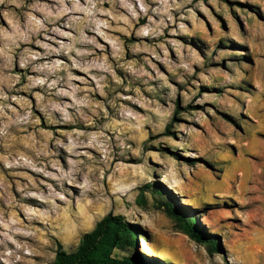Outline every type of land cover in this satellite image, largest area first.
I'll return each instance as SVG.
<instances>
[{"label": "rangeland", "instance_id": "rangeland-1", "mask_svg": "<svg viewBox=\"0 0 264 264\" xmlns=\"http://www.w3.org/2000/svg\"><path fill=\"white\" fill-rule=\"evenodd\" d=\"M260 120L264 0H0V264H264Z\"/></svg>", "mask_w": 264, "mask_h": 264}, {"label": "trees", "instance_id": "trees-1", "mask_svg": "<svg viewBox=\"0 0 264 264\" xmlns=\"http://www.w3.org/2000/svg\"><path fill=\"white\" fill-rule=\"evenodd\" d=\"M171 209L167 211L173 214ZM137 246V227L124 216L109 213L96 224L93 231L83 235L74 252H66L59 243L53 264H135L134 258L130 256L120 258L113 253L118 249H135ZM139 264L146 262L142 258Z\"/></svg>", "mask_w": 264, "mask_h": 264}, {"label": "bare ground", "instance_id": "bare-ground-1", "mask_svg": "<svg viewBox=\"0 0 264 264\" xmlns=\"http://www.w3.org/2000/svg\"><path fill=\"white\" fill-rule=\"evenodd\" d=\"M260 123H264V121L263 120H260L259 121ZM242 162H243V160H242ZM238 164V163H237ZM235 170H240V175L242 176V177H245V176H247V175H249V173H248V169L247 168H245L242 164H241V162H240V164H238L236 167H235ZM244 179V178H243ZM148 254L149 255H154V252H150V251H148ZM159 254H160V252H159ZM159 254H156L157 256H159ZM164 255V254H163ZM160 256H161V254H160Z\"/></svg>", "mask_w": 264, "mask_h": 264}]
</instances>
